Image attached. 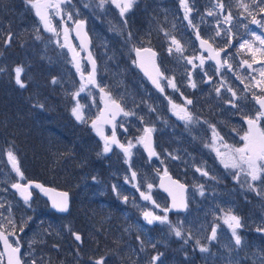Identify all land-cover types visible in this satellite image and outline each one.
Segmentation results:
<instances>
[{
    "label": "rangeland",
    "instance_id": "1",
    "mask_svg": "<svg viewBox=\"0 0 264 264\" xmlns=\"http://www.w3.org/2000/svg\"><path fill=\"white\" fill-rule=\"evenodd\" d=\"M143 1L148 2L147 0ZM158 1L155 7H163L162 0ZM43 2L44 0H41V3ZM52 2H57V0H52ZM59 2V11L52 8L47 9L51 24L56 30L55 32L45 30L43 23L36 15V9L32 7L31 3L24 0V5L28 6L31 12L33 30H38L40 33L39 39L36 40L39 42L40 55L43 56L44 49H46L45 57H43L45 60L50 57L54 59V62L60 59L65 66L66 63L68 64L69 70L66 68V71L71 78L67 83H60V85L70 90L71 97L79 93V95L75 96V99L73 98L74 102L71 104V112L76 104L79 103L81 106L80 111L85 121L81 123L92 127V122L95 120L97 121V127L101 129L104 125V120H111L109 116L112 115L111 109L114 108L112 101L114 100L117 104L119 102L121 106H126L125 112L129 113V115L124 117L121 124H131L134 131L130 139L135 147L131 149L132 155L128 158V163H125L126 158L123 151L116 145H112V150L102 155L110 156V159L106 157L103 159L108 167V172L106 173L108 177L104 174V179L111 177V175L113 177L108 181L104 180L103 184L101 183L102 177L98 176L101 175V172L95 170L92 173V179L87 181L89 188L84 185L86 181L83 179L79 185L83 197H86L87 201L97 206V208H100L98 204V198L100 197L110 196V198L114 199V202L118 199L122 206L119 215L126 220L124 239L130 240L129 246L134 243L138 245L137 248H132L130 251V264H148L153 255L157 253L163 254L165 245L173 246L174 248L178 247L185 252L190 251L191 256H196L199 264H264V232L257 231L258 228H264V203L258 201L259 212L256 218L251 213L246 215L245 207L242 209L236 203L237 196L245 198L246 195L248 197L250 194V190L243 184L245 177L242 180L243 187H238L232 181L226 189H223L216 181L213 182L212 178L193 177V173L197 174L196 169L192 171L195 165H198L197 163H180L184 167V171L187 168V171L181 174V181H187L188 185L192 187L189 195L191 207L183 214L169 216L166 213L167 200L158 191L157 181L159 176L164 174L161 170L175 167L177 164H164L160 159L149 162L145 157L138 139L144 134L142 131L144 126L151 127L149 125L150 121L155 126L154 104L156 99L153 100L148 91L143 93L142 87L133 78L128 77L126 65L130 66V73H132L134 66L131 59L125 60V56L131 54L129 46L135 45L132 36L127 35V31L130 30L129 27H132L133 32L141 30V34H150L154 31L153 26L156 19L130 18L129 13L134 11L131 9L125 13L124 17H121L120 9H117L116 4L112 0H105L103 6H101V0H59ZM136 2L138 1L135 0L133 7L136 6ZM137 7L139 11L142 10V5H137ZM195 18L196 15H193L192 12L190 20L193 21ZM77 21L85 22L92 35L94 42V53L92 52V55L95 56L97 61L95 65L96 85L86 83L89 74L93 70L89 68L81 47L72 35V28ZM133 21L135 24H133ZM174 22L175 20L171 23L172 27H174ZM182 26H186V22L180 23L179 29ZM111 28L120 29L121 35H116L117 33L113 32ZM65 29H67V32H65ZM140 39L135 40V42L141 43L140 41H142V43H145L148 40L147 37L141 38V36ZM119 43L123 44V46L116 49ZM70 48L74 49L75 52L71 51ZM74 55L75 60L73 58ZM48 62L50 63V59ZM77 62L80 65L79 72L76 68ZM81 74H83L86 83V87L82 92L79 91L82 83ZM245 74L246 72L243 76V83L246 82L245 78H248ZM1 77L0 73V79ZM111 80L113 82L110 84ZM101 88L104 89V93H101ZM141 92L149 97L147 99L137 98ZM249 100L252 101V105L248 104ZM253 102L254 99L251 96L242 98L239 113L243 124L246 123V118H250L253 113ZM100 103H102V107H100ZM102 112L104 113L103 117H101ZM73 117L75 118L74 115ZM98 117H100L99 120ZM75 120L77 119L75 118ZM105 125L104 127L106 128ZM93 130L97 133L94 128ZM99 140L104 146V140ZM119 142L125 146L129 143V141L125 142L124 140ZM8 151V149L0 145V185H4L5 191L8 186L13 188L12 184L8 183L11 169L4 165ZM209 165L210 167H215L216 163L210 161ZM97 168L101 169L102 167L98 165ZM133 172L136 173L135 178L132 177ZM188 172H191V174L188 175ZM93 177L96 179L93 180ZM257 182V186H261L260 182ZM149 185H152V187L149 188ZM114 186L115 191L113 190ZM142 193L144 194L143 196L141 195ZM144 196H149L150 199H144ZM105 199L108 200V198ZM9 207V205H4L1 208V219H11L8 214ZM229 211L234 215L240 214L243 219L245 218L243 223L242 217H240L243 227L237 230L242 238V245L239 247L235 245L231 229L224 223V217ZM145 212H150L154 216L159 217L167 216L168 222L161 223L157 220L152 224H148L144 217ZM67 219L64 220L65 231L70 233L77 224L72 225L74 223L72 216ZM22 224L25 225L23 222ZM172 227H179L185 239L189 235L192 238L185 243V239L175 236V233L171 230ZM213 227L217 230V238L209 241L208 237ZM20 228L15 232L19 237ZM29 231V233H33V237L25 241L27 250L21 257L22 264H33L34 261L35 264H51L49 260L51 256L47 251L49 246L46 245L45 235L39 232L36 224L32 225ZM14 236L15 234H13ZM137 237L140 239H137ZM141 241H144L143 251H141ZM197 241H199L200 245L206 246L208 251L202 253L199 250ZM152 244L155 245L154 248L151 246ZM158 247L160 250L157 251ZM149 250H153V253H150ZM116 251L121 252L120 247L116 248ZM161 262L162 264H173L171 259H166L163 255L158 264H161ZM0 264H3L2 257H0Z\"/></svg>",
    "mask_w": 264,
    "mask_h": 264
},
{
    "label": "flooded vegetation",
    "instance_id": "2",
    "mask_svg": "<svg viewBox=\"0 0 264 264\" xmlns=\"http://www.w3.org/2000/svg\"><path fill=\"white\" fill-rule=\"evenodd\" d=\"M137 1L136 6H134L135 9L134 7L131 9L134 11L129 13V17L134 19L141 17L146 20L156 19V21L153 26L154 31L150 34H141V30L133 32L132 27H129L130 30L127 31V35L131 33L135 45L129 46L131 54L125 56V60L131 59L134 69L130 73V66L126 65V73L128 77L133 78L142 87L143 93L148 91L150 97L153 100L156 99L154 104L155 126L152 121L149 122V125H151L149 128L153 129L152 134L156 149L155 160L160 159L164 164H177L175 167L164 168L161 171L169 173L173 178L181 181V174L186 172L187 168L184 171V167L180 163L194 162L198 165H195L192 171H195V169L196 171L201 169V171H197L196 175L193 173V177L212 178V181H216L223 189H226L232 181L238 187H243L242 180L244 175H241L240 182H238L234 178V174L238 170L230 167L225 168L224 163L221 162L222 157H218L213 149L217 148L220 152L225 153L226 155L223 159L227 161L231 153L223 147V144L230 145L232 148L244 146L245 142L241 137L248 132L249 125L247 122L243 124L239 113L242 98L251 96L254 99L253 113L250 118H254L258 111H264L260 109V105L257 104L255 98L257 96L264 98V76L261 75V72L264 71V44L255 39L257 35L264 38V27L260 24L252 23V19L255 17L256 20L261 21V24H264V12H261V8H264V3H260V0H186L188 7L191 9L189 19L192 12L193 15H196V18L193 21L191 20L190 25L189 20L185 19V9L181 6L180 0H162L163 7H155L159 2L158 0ZM219 4H223V9L218 6ZM243 4L248 5L247 11L241 6ZM137 5H142L141 11L138 10ZM209 11H212L214 15L209 16ZM229 14H231L232 19L230 22H225L224 17ZM173 20H175L174 27L171 26ZM182 20L186 22V26H182L179 29V24H182ZM133 24H135L134 21ZM83 25L91 40L90 54L96 65V58L92 55V52L94 53L92 35L88 30L87 24L83 22ZM111 30L116 32V35H121L120 29L111 28ZM218 30L220 35L216 34ZM197 33H199L201 39L209 41L213 50L219 51L223 49L219 56L220 64L217 63V59L211 58L214 52H210L207 45L201 46L200 40L197 39ZM140 36L141 38L147 37V42L142 43L140 41L141 43H136L135 40L140 39ZM173 38L181 45L182 52L175 50L176 46L172 44ZM245 41L248 42V46L241 48L240 45L245 43ZM122 46L123 44L119 43L116 49ZM135 48H146L150 49V53H155L152 58L154 57L153 59L158 69L157 81L163 91L152 86L138 71L134 58ZM170 48L171 51H169ZM201 57L204 59L203 64H201ZM188 59H191L193 63L189 64L187 62ZM224 60H227V63H224ZM245 60L248 64H251V68L248 67V64L243 63ZM91 70H93V67ZM245 72V76H248V78H245L246 82L243 83ZM169 79L175 83V88L168 85ZM112 82L111 80L109 83L111 84ZM258 82H261L260 86H257ZM191 83H195L196 87H191ZM217 88H220L219 95L216 92ZM233 92L236 94L235 97L232 95ZM148 97L147 94H142V92L137 96L139 99H147ZM187 101H191V103H187ZM229 101H232L236 106L233 107ZM118 104L122 109L124 107L123 112H125L126 106H121L119 102ZM173 104L178 107L174 109ZM248 104L252 105V101L249 100ZM100 107H102V103H100ZM180 109H184L191 114L192 122L189 123L180 119V116L183 115ZM111 110L112 114L117 111L115 107ZM123 112H118L115 120H112V115L109 116L112 123H106V125L104 123L106 128L102 124L101 129L104 136L111 138L113 131H115L117 140L131 141L130 137L134 131L131 124H121L125 117ZM113 125H115V128ZM210 125L215 127L219 137L222 138L217 139L215 144L213 143V131ZM87 127L95 136L98 152L103 154V145L99 140L101 137L97 135L90 125H87ZM145 127L148 126H144L142 131ZM258 127L261 131H264V119L259 122ZM104 157L110 159V156ZM210 161L216 163V166L210 167ZM4 165L11 169L8 156L5 157ZM10 172L8 183L12 185L16 183L24 184L29 180L21 170L23 179L20 176L18 177L13 169ZM203 172H207L208 175H203ZM100 174L98 176L102 177L103 173ZM190 174L191 172H188V175ZM182 183L187 186L186 199L188 203L187 210H189L191 207L189 195L192 187L188 185L187 181ZM4 189V185H0L1 205L10 206L8 214L11 220L15 222V232L20 227L23 228V231L19 233L21 238L15 232L14 237L13 234L8 236L9 243L13 247H16V241H19V257L21 260L27 250L25 241L33 237V233H29V230L34 225V190H31L33 197L26 204L14 188L8 186L6 191ZM258 201L264 203L263 198L250 191L248 197L247 195L245 198L237 196L236 203L242 209L245 207L246 215L251 213L256 218L259 212ZM79 206H81V203H79ZM237 215L242 217L240 214ZM242 220L244 223L245 218L243 219L242 217ZM0 223L5 225V228H0V231L5 232V234L13 231L6 219L0 218ZM73 232L78 234L79 232L75 230L70 232L72 239L79 243L80 241L74 239ZM0 257L3 258V264H5L1 241Z\"/></svg>",
    "mask_w": 264,
    "mask_h": 264
},
{
    "label": "trees",
    "instance_id": "3",
    "mask_svg": "<svg viewBox=\"0 0 264 264\" xmlns=\"http://www.w3.org/2000/svg\"><path fill=\"white\" fill-rule=\"evenodd\" d=\"M31 21L24 0H0V145L16 155L27 179L70 194L67 216L51 212L47 202L34 194V224L45 235L51 264H95L100 258L105 264H130V251L138 245L129 246L130 240L124 239L126 220L119 215L122 206L118 199L100 197L97 208L80 192L81 180L89 188L87 181L95 170L103 173V184L113 176L103 178L108 167L95 136L72 115L73 97L60 85L71 78L68 64L50 57L45 60L46 49L40 55L36 41L40 33L33 30ZM9 33L12 40L6 43ZM18 66L23 69L24 88L15 82L13 70ZM71 216L72 225L77 224L72 230L81 236L79 243L65 231L64 220ZM118 247L121 252L116 251ZM163 257L173 264H199L190 251L169 245H165Z\"/></svg>",
    "mask_w": 264,
    "mask_h": 264
},
{
    "label": "snow or ice",
    "instance_id": "4",
    "mask_svg": "<svg viewBox=\"0 0 264 264\" xmlns=\"http://www.w3.org/2000/svg\"><path fill=\"white\" fill-rule=\"evenodd\" d=\"M26 2L31 3L32 7L36 9V15L40 18L41 22L43 23L45 30L55 32V28L51 24V19L48 14L47 9L52 8L56 9L59 11L60 9V2L57 0V2H52V0H44L43 3H41V0H26ZM105 0H101V6H103ZM113 3L116 4V6L120 9V15L121 17H124L125 13L132 9L133 4L135 3V0H112ZM181 6L185 9V19L189 20V24L191 25V20L189 19V13L191 9L188 7V4L186 3V0H180ZM260 3H264V0H260ZM221 9H223V4L218 5ZM246 11L248 10V5L243 4L241 5ZM43 9V10H42ZM261 12H264V8H261ZM251 14V13H249ZM209 16L214 15L212 11L208 12ZM71 18V17H70ZM232 19L231 14L227 15L224 17L225 22H230ZM126 22V21H125ZM252 23L254 24H260L262 27H264V24H261V21H258L253 17ZM76 27L77 29H82L83 28V22L82 21H77L76 22ZM65 32H67V29H65ZM79 34V33H78ZM217 35H220L219 30L216 33ZM255 35V34H253ZM131 37V33L129 34ZM39 39V37H37ZM197 39L200 40L201 46L204 47L207 45L208 49L210 52H214V55L211 58L217 59V63L220 64L219 56L220 52L223 51V49H220L219 51H215L212 49V45L209 43L208 40L201 39L199 36V33H197ZM256 40H259L261 44H264V38L261 36H255ZM12 40V34L9 33L8 40L6 43H11ZM172 44L176 46L175 50L177 52H182L183 49L181 45L173 38L172 39ZM245 46H248V42L245 41V43L241 44L240 47L244 48ZM250 47V46H249ZM71 51L75 52L74 49H71ZM137 57H140L141 54V49L140 48H135L134 49ZM144 52L150 51V49H143ZM171 51V48L169 49ZM258 51V50H257ZM78 55V54H76ZM153 56L155 53L152 54ZM74 60H75V55H74ZM90 62L93 65V72L89 74L88 79H87V84H92L96 85V80H95V61L91 60V56L89 55ZM201 64H203L204 59L201 57ZM187 62L189 64H192L193 61L191 59H188ZM224 63H227V60L223 61ZM244 64H248V62L245 60L243 62ZM195 67V65H193ZM248 67L251 68V64H248ZM76 68L77 71H80V65L77 62L76 63ZM0 71H3V69H0ZM15 71V82L19 87L24 88L25 84L21 80V73L23 69L21 67H16L14 69ZM191 75V74H189ZM261 75L264 76V71L261 72ZM81 87L79 91H84L86 87V83L84 81L83 74H81ZM53 83H56L55 80H53ZM153 83L156 85L157 88H159L161 91H163V88L160 87V84L157 80H153ZM261 82L257 83V86H260ZM168 85L175 88L176 85L175 83L169 79L168 80ZM191 87L195 88L196 84L191 83ZM223 86V84H222ZM101 93H104V89H100ZM231 91V89H229ZM217 94H220V88L216 89ZM79 95V93L74 94L73 98L75 99V96ZM233 97H235V92L232 93ZM257 104L260 105V109L264 110V98L261 97H255ZM171 103V101H170ZM187 103H191V101H187ZM229 103H232V101H229ZM112 104L114 105L115 109L117 110L116 112H113L112 114V120H115V116L118 112H123V109L120 107L119 104H117L114 100L112 101ZM232 106L235 107L236 105L232 103ZM42 107V105H41ZM178 106L173 104V108H177ZM81 106L79 103L76 104V106L72 109V114L75 116L77 121L80 122H85L84 117L80 111ZM180 112H183V115L180 116V119L185 120L187 122H192V116L190 113H188L184 109H180ZM125 116L129 115L128 112H123ZM104 116V113H101V117ZM100 117H98V120ZM264 119V111H258L257 115L254 118H246V122L249 125L248 132L241 137V139L245 142L243 147H238V148H232L230 145L223 144V147L228 149V152L231 153V156L227 161L223 159V157L226 155L225 153H222L219 151V149L214 148L213 150L216 151L218 157H222L221 162L224 163L225 168H233L237 169L238 171L235 172L234 178L240 182V177L243 174L245 179L243 181V184L247 186V189L254 192L257 196H260L264 198V131H261L260 128L258 127L259 122ZM112 120H104V123H112ZM92 127L97 131V135L101 137V139L104 140V146H103V153L107 154L112 150V145H116L119 147L125 156V163H128V158L131 157L132 152L131 149L135 147V145L129 141L128 145L125 146L124 144H121L119 140L116 138V133L113 131V134L111 138L104 136L102 129L97 127V121L92 122ZM115 128V125H113ZM213 131V143L215 144L217 139H222L219 137V134L216 132V129L214 126L210 125ZM153 129L149 127H145L143 132L144 135L141 136L138 139V143L144 144L145 149L148 151L149 157L151 158L152 156H156L155 151L152 150L151 147V133ZM9 162L12 165L13 170L16 171L17 175L23 179V174L20 172V169L17 165V160L15 155L11 150L8 151L7 153ZM197 171H201V169H197ZM166 174V173H165ZM203 175L207 176V172H203ZM136 173H132V177L135 178ZM96 178L93 177V180ZM259 181L261 186H257L256 182ZM12 187L14 189H17L20 191L21 196L24 199V202L27 204L29 201V198L31 196V192L28 191V186L22 185L20 183L13 184ZM36 188H39L42 192H47L49 191L48 189L43 188L42 185L36 184ZM149 188L152 187V185L148 186ZM182 187V186H181ZM113 190L115 191V186L113 187ZM203 194V192H201ZM59 199L54 200L52 207L58 211V212H68L69 211V194L67 192H62L59 193ZM142 196L144 195L143 193L141 194ZM144 199H150L149 196H144ZM176 206V205H174ZM0 207H3V205H0ZM145 220L147 221L148 224H152L154 221H160L161 223H167V216L164 217H159V216H154L150 212H145L144 213ZM7 219V218H6ZM7 223L9 226L12 228V232H9L5 234V232L0 231V241H3L4 246H5V253L8 255V264H21L20 257L17 255L20 252L19 248V241H16L17 246L13 247L12 244L9 243L8 236L14 234L16 225L15 222L11 219H7ZM224 223L228 225V227L231 229L232 233V238L235 241V245L237 247L242 245V238L238 233V229H241L243 227V224L241 222V218L238 217L237 215H234L229 211L225 217H224ZM0 228H5V225L0 223ZM71 230V229H69ZM171 230L175 233V236L181 239H185L182 235V230L179 227H172ZM20 231H23V228H20ZM257 231L264 232V228H258ZM72 235L74 236L76 241H81V236L78 233L73 232ZM191 235H189L185 239V243L188 242L189 239H191ZM217 238V230L215 227L212 229V234L211 236L208 237L209 241L215 240ZM137 239H140L137 237ZM197 245L199 246V250L203 252H207L208 248L206 246L200 245L199 241H197ZM153 248L155 247L154 244L151 245ZM144 250V241H141V251ZM163 254L162 253H157L156 255H153L148 261V264H158L160 261V258ZM35 264V261L33 262ZM95 264H105L104 258H100L95 261ZM162 264V262H161Z\"/></svg>",
    "mask_w": 264,
    "mask_h": 264
},
{
    "label": "water",
    "instance_id": "5",
    "mask_svg": "<svg viewBox=\"0 0 264 264\" xmlns=\"http://www.w3.org/2000/svg\"><path fill=\"white\" fill-rule=\"evenodd\" d=\"M74 37H75L76 41L79 43V45L81 46V48L83 49V51L85 53L86 60L92 66V63L90 62V59H89L90 38L88 37V35L84 29V25H83L82 29H77L76 25L74 26ZM141 50L142 51H141L139 58L137 57V54L135 52L134 58H135L136 67H137L138 71L148 80V82L152 86L156 87V85L153 83V80H157V70L158 69H157V66L155 65V62H154L155 60L153 59L154 57L152 58V53H150L149 51L144 52L143 49H141ZM91 60H92V57H91ZM141 145H142L143 152H144L145 156L147 157V159L149 161L154 160L156 158V156H152L150 158L148 151L144 147V144L141 143ZM151 147H152V150L155 151V153H156V149L154 147V138H153L152 133H151ZM11 167H12V165H11ZM15 173H16V171H15ZM20 184H22V183H20ZM36 184L42 185L38 181H28L27 183L22 184V185L28 186L29 192H31V188L35 189L37 191L39 197H41L42 199H44L48 203V207L52 212H54L56 214H60V215H66L68 213V212H58L52 207L53 201L58 200L60 198L58 194L62 193V192H66V191L58 190V189H55L54 187H51V186L42 185L43 188L49 190L47 192H42L39 188L35 187ZM157 187H158V191L161 194H163L168 201L167 211H166L167 214H177V213L185 212V210L187 208V201H186L187 186L185 184H183L180 181H178L177 179L173 178L171 174H163V175H160L158 178ZM15 190L20 194L19 190H17V189H15ZM20 196H21V194H20ZM32 196L33 195L31 192V196H30L29 200L32 198ZM174 205H176V206H174ZM211 234H212V232H211ZM211 234H210V236H211ZM1 245H2V252H3V256H4V262H5V264H8V255L5 253V246H4L3 241H1ZM17 255L19 256V253Z\"/></svg>",
    "mask_w": 264,
    "mask_h": 264
}]
</instances>
